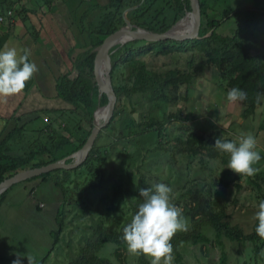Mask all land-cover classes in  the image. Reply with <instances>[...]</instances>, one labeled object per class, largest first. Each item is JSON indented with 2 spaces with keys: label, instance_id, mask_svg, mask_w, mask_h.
<instances>
[{
  "label": "trees",
  "instance_id": "obj_1",
  "mask_svg": "<svg viewBox=\"0 0 264 264\" xmlns=\"http://www.w3.org/2000/svg\"><path fill=\"white\" fill-rule=\"evenodd\" d=\"M235 1L200 0L202 30L199 40L186 42L169 40L154 43L134 41L123 47L118 45L112 49L111 51H116L111 54V76L117 103L110 126L100 132L88 158L79 168L73 171L57 170L32 179L41 178L46 181L55 174L64 173L63 180L57 181L58 186H63L72 173L86 166L89 170L88 174L93 175V180H98V175L104 174L106 161L111 153L109 143L114 140L112 134L107 133L108 129L117 131L121 141H136L138 147L140 142L137 139L141 137L153 139L152 136L156 135L160 139L164 132V124L160 119L167 117L163 106L168 99H171L170 88L178 89L181 86H189L194 79V72L183 71L180 68L168 71L156 69V67H150L149 59L169 57L175 54L174 49L177 47V49L182 47L185 51L196 49L206 67H213L227 77L228 91L233 87L245 91L248 98L243 101L247 105L244 115L247 118L254 116L257 108L264 104V95H258L264 93V0H250V6L240 2L236 7L234 6ZM83 2L87 1L81 0L80 4ZM141 2L142 0H109L108 3H103L101 0H90L87 2L90 3V8L87 10L85 20H88L90 26L86 30L82 23L78 26L77 21L78 34L76 37H81L82 40L76 39L78 43L82 42L87 48L92 47L76 61L79 77L74 82L67 80V76L61 77L57 85L58 96L69 108L47 112L49 122L45 128L35 130L38 134L32 135L24 125L15 128L6 136L0 143V184L29 167L39 168L61 161L83 147L94 128L95 111L108 104L106 96L100 94L93 77L94 49L103 36L125 27L123 12L140 5ZM11 6H13V1L9 2V9ZM221 6L224 11L220 8ZM216 7L221 9L224 19H214L212 13ZM189 10V0H146L139 9L129 13L128 17L137 28L153 33H163L172 29ZM232 19H236L232 33L222 34L221 27L227 20ZM120 79L124 84L119 83ZM137 96L146 99L153 108L150 117L145 116L141 122L137 121L134 115L126 113L125 103L131 102ZM160 111H164L162 117ZM158 112L157 115L153 114ZM118 120L120 122L117 126ZM101 138L105 139L104 142L107 145L101 144ZM217 138L232 141L231 138L223 139L220 130L214 132L210 140L194 132L186 140L180 139L181 146L179 147L183 154H189L192 158L198 154H205L211 160L226 158L229 154L221 153L214 147ZM72 145L76 146L74 150ZM252 183L258 186L256 181ZM13 188L14 186L0 196V214L6 195ZM141 188H152V186L143 178L137 183L134 191L136 204L133 215L138 211L139 204L143 202V198L139 195ZM212 189L192 188L187 195L185 216L191 219L189 231L178 232L171 241L174 256L179 264H187L182 253L183 247L191 243L209 242L210 239L205 234L209 228L215 231L216 238L222 245L221 237L225 234L234 240H250L255 245L254 251L257 254H260L264 248V239H261L255 231L258 220L253 232L248 234L241 227L229 223L226 220L227 204L218 197V194L213 195ZM102 202L105 201L102 200ZM68 203L69 199H65L64 204L61 203L55 217L58 229L50 233L54 239L53 246L48 255L37 264L48 263L63 233L67 230L65 208ZM38 211H41L39 206ZM80 219L83 222V218ZM124 227L121 230H115L107 226L106 221L101 217L100 222L94 225V233L89 234L88 229L85 232L89 235L88 239L81 247L79 255L70 264H119V262L122 264V250H127L126 243L122 239ZM108 243L116 245L114 250L116 263L99 255ZM1 259H3L2 256ZM137 262L138 264H150L149 259L143 255L137 256Z\"/></svg>",
  "mask_w": 264,
  "mask_h": 264
},
{
  "label": "rangeland",
  "instance_id": "obj_2",
  "mask_svg": "<svg viewBox=\"0 0 264 264\" xmlns=\"http://www.w3.org/2000/svg\"><path fill=\"white\" fill-rule=\"evenodd\" d=\"M80 1L60 3L67 7L68 17L75 24L78 21V26L82 23L88 30L90 24L85 19L90 3L80 4ZM235 2V7L240 2L251 5L250 0ZM220 8L224 11L222 6ZM220 8L213 10L214 19H224ZM235 23L236 19L227 20L220 32L231 34ZM76 29L74 25V31ZM91 47H86L85 51ZM177 48L174 49L175 54L169 57L149 59L150 67L156 69L168 71L180 68L194 72L189 86L170 88L171 99L163 106L167 117L160 119L158 116L164 124L160 139L156 135L152 136L153 139L141 137L137 139L140 142L138 147L136 141H121L117 131L108 129L107 133H111L114 140L108 144L111 153L104 174L100 173L98 180H93L87 167L82 166L71 174L63 186H58L57 181L63 180L64 173L55 174L46 181L38 178L14 185L5 197L0 214V257H3L0 264H12L18 254L21 264H28L27 255L33 256L36 264L41 262L53 246L54 239L50 233L58 229L55 217L65 199H69L65 208L68 228L47 264H70L88 239L89 235L85 232L88 229L89 234L94 233V225L100 222L101 217L107 226L115 230H121L131 221L136 204L134 191L141 178L152 188L157 183H165L173 189L172 202L182 209L189 227L191 219L185 216L188 193L192 188H213V195L218 194L227 204L226 220L241 227L246 234L253 232L258 204L264 200V104L257 108L254 116L245 117L247 105L243 101L230 103L227 100V77L213 67H206L196 49L185 51L182 47ZM119 83L124 84L123 80ZM125 106L126 113L139 115V122L145 116L149 118L153 109L146 99L139 96L126 102ZM160 112L162 117L164 111ZM112 120L113 117L107 127ZM218 130L222 132L223 139L231 138L237 143L241 135L252 134L256 138V151L261 160L253 165L258 169L254 176H240L229 169V155L211 160L205 154L192 158L181 151L180 139L186 140L195 132L210 140ZM104 140L101 138V144L107 145ZM71 147L73 150L76 148L75 145ZM252 181H256L258 186ZM38 206L41 211H38ZM205 234L209 242L183 247L187 264H264V248L260 254L255 253V245L250 240H234L223 234L222 245L211 228ZM115 248V244L108 243L99 255L115 262ZM122 252V264H138L137 256L130 255L127 250ZM173 264H179L175 256Z\"/></svg>",
  "mask_w": 264,
  "mask_h": 264
},
{
  "label": "crops",
  "instance_id": "obj_3",
  "mask_svg": "<svg viewBox=\"0 0 264 264\" xmlns=\"http://www.w3.org/2000/svg\"><path fill=\"white\" fill-rule=\"evenodd\" d=\"M11 1L14 16L0 23V49L6 44L18 51L29 49V62L39 71L20 94L0 100V143L19 126L38 134L35 130L47 126V112L69 108L58 96V81L67 76L74 82L79 77L75 62L86 49L76 39L82 38L75 37L78 27L74 31L76 24L68 17L67 7L60 3L68 0H0V16L10 10Z\"/></svg>",
  "mask_w": 264,
  "mask_h": 264
},
{
  "label": "clouds",
  "instance_id": "obj_4",
  "mask_svg": "<svg viewBox=\"0 0 264 264\" xmlns=\"http://www.w3.org/2000/svg\"><path fill=\"white\" fill-rule=\"evenodd\" d=\"M22 53V54H21ZM29 49H18L7 44L0 49V100L20 94L39 69L29 62ZM258 95H264L260 93ZM248 96L242 89L233 87L227 92L230 103L245 101ZM215 149L229 154L228 168L240 176H254L258 171L253 165L261 160L257 140L252 134L241 135L236 141L215 140ZM143 202L123 229L122 239L130 255L148 258L150 264H173L174 250L171 243L178 232L189 231V222L182 209L172 201L173 189L165 183H157L153 188L139 190ZM258 220L256 234L264 239V200L258 204L255 213ZM28 264H36L35 258L27 255ZM12 264H21L20 255Z\"/></svg>",
  "mask_w": 264,
  "mask_h": 264
},
{
  "label": "water",
  "instance_id": "obj_5",
  "mask_svg": "<svg viewBox=\"0 0 264 264\" xmlns=\"http://www.w3.org/2000/svg\"><path fill=\"white\" fill-rule=\"evenodd\" d=\"M145 1L146 0H142L140 5L129 8L128 10H125L122 15L124 23H125V27L121 28L118 31H115V32H112L110 34L103 36L99 40L97 46L94 49L95 63H94L93 77H94V80L97 86L99 87L100 94L106 96L108 100V104L104 107H100L99 109L95 111L94 128L91 131L86 143L83 145V147L79 148L75 152L66 156V158L61 161L51 163V164H48L46 166L39 167V168H29V169L21 171L5 179L0 184V196L5 194V192L8 189H10L11 187H13L14 185L18 183H21L26 180L39 177L45 174H49L57 170H67V171L73 170L81 166L86 161L100 132L104 130L110 123L114 115L116 103H117V95L114 90L112 76H111V73H112L111 54L116 52V51H111V50L114 49L116 46L111 47L109 49L108 60H105V59L103 60L102 58V53L109 44H114L115 42H117V40H121V39H124L125 42L123 44H120V46L128 44L129 42H134V41H145L149 43H154V42H163V41H169V40H173L177 42H186L190 40L201 39L200 33L202 30V14H201L200 0H189L190 10L186 12L184 18H182L175 26H173L172 29H170L167 32H163V33H153L143 28H137V26H135L132 23V21L129 19L128 17L129 13L139 9ZM188 15L192 17L195 23L194 32L189 33V34L178 33L176 29L181 23L184 22V20L188 17ZM100 69L104 71L105 76H106V83H105L104 91L101 90V84L99 83L97 76H96L97 71ZM103 109L107 110V114L99 122L97 120V112ZM133 117H135L137 121L139 120L138 114H135V116Z\"/></svg>",
  "mask_w": 264,
  "mask_h": 264
},
{
  "label": "bare ground",
  "instance_id": "obj_6",
  "mask_svg": "<svg viewBox=\"0 0 264 264\" xmlns=\"http://www.w3.org/2000/svg\"><path fill=\"white\" fill-rule=\"evenodd\" d=\"M194 30H195V23L190 15H188V17L184 20V22L181 23L176 29L178 33H186V34L192 33L194 32ZM124 42H125L124 39H121V40H117V42H115L114 44H109L102 53L103 60L104 59L108 60V53H109L108 51L111 47L118 46L120 44H123ZM96 76H97L99 83L101 84V90L104 91L105 83H106V76H105L104 71H102L101 69L98 70L96 73ZM106 114H107L106 109L98 111L97 120L100 122L106 116Z\"/></svg>",
  "mask_w": 264,
  "mask_h": 264
},
{
  "label": "built area",
  "instance_id": "obj_7",
  "mask_svg": "<svg viewBox=\"0 0 264 264\" xmlns=\"http://www.w3.org/2000/svg\"><path fill=\"white\" fill-rule=\"evenodd\" d=\"M14 16L13 10H8L5 16H0V23L4 22L7 18H11ZM46 122H49V119L45 118Z\"/></svg>",
  "mask_w": 264,
  "mask_h": 264
}]
</instances>
